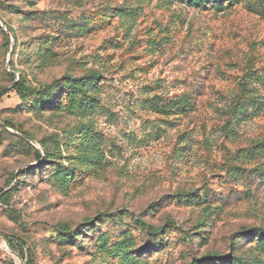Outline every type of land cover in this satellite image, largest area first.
<instances>
[{"label": "rangeland", "instance_id": "374dc122", "mask_svg": "<svg viewBox=\"0 0 264 264\" xmlns=\"http://www.w3.org/2000/svg\"><path fill=\"white\" fill-rule=\"evenodd\" d=\"M257 76L264 0H0V264H264Z\"/></svg>", "mask_w": 264, "mask_h": 264}, {"label": "trees", "instance_id": "16d2710c", "mask_svg": "<svg viewBox=\"0 0 264 264\" xmlns=\"http://www.w3.org/2000/svg\"><path fill=\"white\" fill-rule=\"evenodd\" d=\"M195 3V1L193 2ZM198 4V3H195ZM9 31L12 33L13 37L15 38V34L13 32V28L11 26H8ZM13 78L16 77L15 74H12ZM256 81H262L264 80L263 78L257 76ZM76 79L70 78V82H72L73 84H75ZM252 81L247 80L246 82H242L244 84L243 86V90L246 91L247 95L243 96L245 92L238 94L236 96H233L231 98V100L229 101V105H227V108H230L229 113H227V119L225 120L226 124H230L231 122H240L241 120H245L248 119L249 115H255L258 111H260L261 105H262V100L261 97L259 95H257V90L256 88L252 85L251 83ZM71 84V83H70ZM251 84V85H250ZM16 88L18 90L22 89V84L20 83V79L19 81L16 83ZM50 99V95L49 94H44V96L38 100H36V104L37 105H44L46 102H48ZM151 104L152 106L158 110L159 112L162 113H167L169 110H171L172 108H175L176 110L180 111V112H187L188 110H190L194 103L192 102V96L186 93L180 94L179 96H177L175 99H171L168 101H163L160 97L158 96H154L150 98ZM250 108H254L255 113L250 112ZM91 109V105L90 104H82V113L84 114H88V112ZM84 126H79L77 128H75L74 131H78L81 129H84ZM23 138L24 137H28L29 136L27 134H23ZM26 139V138H25ZM94 139H91V142H93ZM257 147L255 149L252 150H248V155L252 154L253 152H255V154H260L262 153L264 155V141H261L259 144H256ZM255 150V151H254ZM44 153L47 154V150L44 149ZM44 157V155L37 149V159H42ZM142 226H148L146 224L145 221H143L142 218H137L136 219ZM150 227V226H148ZM251 232L253 233H257V235L260 234H264V228L262 227H255L253 229H251ZM10 244L14 247L15 245L13 244V238H11L10 236H7ZM21 255L23 256V251L21 252ZM224 258H233V263L235 264H249L246 263L244 261L243 258L238 257V256H233L232 254H228V255H224ZM223 259V258H222Z\"/></svg>", "mask_w": 264, "mask_h": 264}]
</instances>
